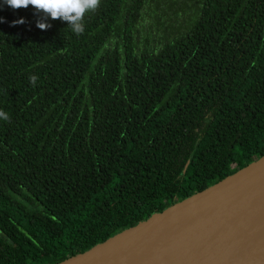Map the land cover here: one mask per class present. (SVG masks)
I'll use <instances>...</instances> for the list:
<instances>
[{
    "label": "trees",
    "instance_id": "16d2710c",
    "mask_svg": "<svg viewBox=\"0 0 264 264\" xmlns=\"http://www.w3.org/2000/svg\"><path fill=\"white\" fill-rule=\"evenodd\" d=\"M41 17L0 0V264H58L264 156V0Z\"/></svg>",
    "mask_w": 264,
    "mask_h": 264
},
{
    "label": "water",
    "instance_id": "95a60500",
    "mask_svg": "<svg viewBox=\"0 0 264 264\" xmlns=\"http://www.w3.org/2000/svg\"><path fill=\"white\" fill-rule=\"evenodd\" d=\"M58 264H264V156Z\"/></svg>",
    "mask_w": 264,
    "mask_h": 264
},
{
    "label": "clouds",
    "instance_id": "9594fccd",
    "mask_svg": "<svg viewBox=\"0 0 264 264\" xmlns=\"http://www.w3.org/2000/svg\"><path fill=\"white\" fill-rule=\"evenodd\" d=\"M3 4L13 10L34 8L36 14H42L41 19L36 23V26L42 31L51 28L52 25L47 23L48 19L60 20L66 22L68 29L79 36L85 31V17L98 10L101 0H3ZM3 22H5L3 18H0V23ZM25 23L26 20L19 19L13 21L11 26L15 27ZM37 79L38 77L35 75L29 77L33 86H35ZM0 119L7 121L10 117L3 110H0Z\"/></svg>",
    "mask_w": 264,
    "mask_h": 264
}]
</instances>
